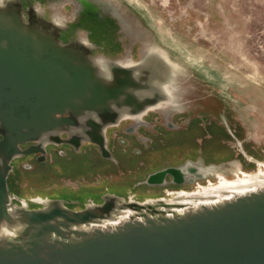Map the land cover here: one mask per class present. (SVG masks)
<instances>
[{
	"label": "rangeland",
	"instance_id": "374dc122",
	"mask_svg": "<svg viewBox=\"0 0 264 264\" xmlns=\"http://www.w3.org/2000/svg\"><path fill=\"white\" fill-rule=\"evenodd\" d=\"M117 1L133 29L154 38V46L141 52L143 40L130 41L119 26L109 35H94L101 52L90 57L141 65L156 52L163 54L173 65L168 73L176 104L163 105L141 122L111 126V163L94 152L89 168H83V160L73 166L49 152L56 159L40 173L20 167L14 193L31 200L49 195L78 211L109 196L143 202L195 186L171 176L162 186L146 184L149 175L167 168L201 169L206 180L196 183L214 181L215 173L233 178L238 168L256 171L255 161L264 162V0ZM88 155L83 151L80 157ZM40 208L32 203L30 210Z\"/></svg>",
	"mask_w": 264,
	"mask_h": 264
},
{
	"label": "water",
	"instance_id": "95a60500",
	"mask_svg": "<svg viewBox=\"0 0 264 264\" xmlns=\"http://www.w3.org/2000/svg\"><path fill=\"white\" fill-rule=\"evenodd\" d=\"M93 62L86 52L25 23L12 3L0 6V122L5 132L0 149L11 144L15 149L14 154L0 155V222L15 223L9 215L10 161L44 151H22L20 143L38 140L73 120L79 125L78 116L84 112L115 115L116 120L105 126L117 125L116 106L144 108L151 102L141 103L137 94H130L129 88L138 84L131 68L108 63L116 66L112 79L105 80ZM144 64L135 67L144 71ZM85 125L94 132L86 141L99 147L102 158L112 159L98 120L89 118ZM167 176L176 183L194 184L205 180L206 173L188 164L155 172L146 184L165 185ZM117 199L122 198L109 196L93 209L86 205L78 211L62 200H51L37 210L19 208L22 241L0 242V264H264V192L183 219H162L157 206L129 204L138 213L149 210L145 219L157 212L156 220L129 222L114 232L72 231L108 219ZM53 235L60 240L49 241Z\"/></svg>",
	"mask_w": 264,
	"mask_h": 264
},
{
	"label": "flooded vegetation",
	"instance_id": "af4514ba",
	"mask_svg": "<svg viewBox=\"0 0 264 264\" xmlns=\"http://www.w3.org/2000/svg\"><path fill=\"white\" fill-rule=\"evenodd\" d=\"M4 4L6 3H16L18 5V9L20 14L23 17L24 22L26 23H34L38 26L40 30H43L51 35H55L57 39L63 45H71L75 49H82L86 52V54L90 57H93V54L99 51L100 45L97 44L94 40V35H109V33L113 32L115 28L122 26V30L126 32V36L131 39L132 42H137L140 44L143 40V46L140 47L141 52H148L150 49L152 50L151 46H154V38L150 37H142L139 35V32H136L132 27V22L130 18L128 19L124 15L120 13V9L116 8V4L123 9L117 0H2ZM125 40V39H124ZM151 45V46H150ZM98 56V55H96ZM101 56V55H99ZM150 57H165L161 53H155L153 56ZM149 57V58H150ZM169 57V56H168ZM96 59V58H94ZM169 62V60L167 59ZM108 62V61H107ZM112 63V62H109ZM147 64L146 62H144ZM121 64H126L122 62ZM128 64V63H127ZM137 65L135 63H131ZM170 64V63H169ZM139 65V64H138ZM176 104V102H174ZM173 103V104H174ZM150 112H148L144 116H135L133 113H126V114H116L118 121L117 125L125 120H134L141 122L144 117H146ZM66 118L70 117L68 114L65 115ZM73 120V119H72ZM116 120V116L103 113L98 118V126L100 129L104 130V137H105V144L108 148L109 141H107L109 128L105 126L106 124L112 123ZM116 126V124H115ZM104 127V129H103ZM183 127V126H181ZM67 129H75L77 133H62L59 137L52 138L51 142L45 145H41L39 140H33L27 143H20L18 147L22 151H26L29 149H36L39 147L43 152H33L29 155H24L20 157L13 158L10 161V171L7 177V185L9 191L11 193V197L13 198V203L20 205L22 201L26 202L29 206V209L32 207V203L41 204L35 202L37 199L42 200H58L55 197L47 195L46 198L43 197H35L33 200L24 198L21 194L14 193V186L18 183L19 175H20V167L21 170H25L26 173L29 174H37L43 171L47 166H50L54 160L50 159L51 152L52 156L57 155L61 158L62 161H66L71 163V165H78V160H83L84 167L89 168L91 165L90 160H92L91 155L97 153V156L103 163H111V159H104L101 156L100 149L97 145L87 142L89 136L88 133H94L92 128L83 123L81 126L78 125L77 122L73 120V123L65 124L64 126H60L58 129L64 130ZM169 128L173 131L180 129V126H173L169 124ZM66 129V130H67ZM4 128H2L0 122V142L4 138ZM89 154L86 158H81V153ZM15 149L13 148V144H11L8 148L0 149V155L5 157L6 155L14 154ZM87 152V153H86ZM112 155V154H111ZM69 156V157H67ZM71 157V158H70ZM80 157V158H79ZM85 159V160H84ZM257 166L256 171L246 172L240 168L233 173V178H228L226 176L221 175L220 173H215L214 177L227 179L228 181L235 180L236 176H245V175H254L262 170L264 167V162L262 161H255ZM214 181H219L215 180ZM206 182V181H205ZM34 184V183H33ZM197 184H204V183H195V186L191 189V187H187L188 191H178L175 192L176 194H191L197 192ZM216 184L208 182L204 187H210ZM200 188V187H199ZM200 188V189H201ZM71 195V194H69ZM82 195L85 193L82 192ZM57 197L63 196L62 194L55 195ZM33 209V208H32Z\"/></svg>",
	"mask_w": 264,
	"mask_h": 264
},
{
	"label": "bare ground",
	"instance_id": "6f19581e",
	"mask_svg": "<svg viewBox=\"0 0 264 264\" xmlns=\"http://www.w3.org/2000/svg\"><path fill=\"white\" fill-rule=\"evenodd\" d=\"M6 4L0 0V6H5ZM12 4L18 7L16 3ZM78 51L85 52L82 49H78ZM93 60V63H96L94 66L98 69L100 76L105 80L112 79V70L116 65L108 64L109 62L99 58ZM112 65L113 67H111ZM119 65H123V67L127 69L131 68L134 78L137 79L138 84L134 85L136 87L129 88L130 94H137V100L140 99L141 103H144L147 99H150L151 102L146 103L147 105L144 108H136L135 106H132L131 108L116 106V114L121 115L133 113V115L140 117L146 115L148 112L161 109L163 105H172L173 102L177 100L175 96L177 89L174 86V80H172L171 75H169V71L174 70L172 68L173 65L169 64L165 57L147 58V64H144L146 65L144 71H142L140 68L137 69L135 67L136 65L131 63ZM89 118L92 120H98L99 117L95 113L84 112L78 116L79 126L85 123ZM66 129L67 128H64V130L57 129L55 131L43 134L39 140L40 144H48L51 142L52 138L59 137L62 133H77V131L73 128ZM214 179L219 181H211L207 179L204 184H197V192L191 194H176L174 192H170L168 193V197L170 198L167 197L156 200H146L143 202H138L134 199H129V201L117 199L116 202L118 203L115 204L111 214L107 216L108 219L94 220L89 224L73 227L72 231L77 230L81 234H91L94 233V231L114 232L123 228L124 225L129 222L145 223L150 221V219L156 220V216L153 215H148V219L143 217L144 214H147L146 212L149 210L138 213L134 211V209L127 207L129 204H139L141 207L147 209L148 207L160 206L158 210L164 213V215H162V219H183L191 215L201 214L208 210H216L229 203H234L241 198H247L249 196L258 195L264 192V168L254 175H245L243 177L236 176L235 180L233 181H228L227 179L218 177H214ZM208 182L214 183L216 185L201 188ZM49 201L51 200H35V202L41 205L46 204ZM11 202L12 203L9 207V215L12 217L15 223L11 225L8 224L7 221L0 222V242L7 241L20 243L22 241L21 238L24 235V222L20 220L19 208H26L28 210L30 209L28 204L24 201L18 205L13 203V198L11 197ZM95 206L97 205L90 204L87 207H89V209H93ZM57 239L60 240L59 237L53 235L49 241Z\"/></svg>",
	"mask_w": 264,
	"mask_h": 264
}]
</instances>
